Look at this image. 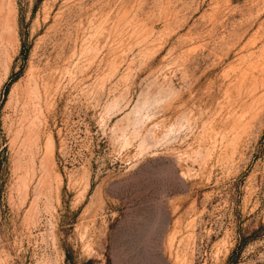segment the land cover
<instances>
[{"label": "rangeland", "instance_id": "obj_1", "mask_svg": "<svg viewBox=\"0 0 264 264\" xmlns=\"http://www.w3.org/2000/svg\"><path fill=\"white\" fill-rule=\"evenodd\" d=\"M231 252L264 264V0H0V264Z\"/></svg>", "mask_w": 264, "mask_h": 264}, {"label": "trees", "instance_id": "obj_2", "mask_svg": "<svg viewBox=\"0 0 264 264\" xmlns=\"http://www.w3.org/2000/svg\"><path fill=\"white\" fill-rule=\"evenodd\" d=\"M232 262V252L229 254L227 258V264H230Z\"/></svg>", "mask_w": 264, "mask_h": 264}, {"label": "bare ground", "instance_id": "obj_3", "mask_svg": "<svg viewBox=\"0 0 264 264\" xmlns=\"http://www.w3.org/2000/svg\"><path fill=\"white\" fill-rule=\"evenodd\" d=\"M7 19V18H6ZM7 22V21H6Z\"/></svg>", "mask_w": 264, "mask_h": 264}]
</instances>
